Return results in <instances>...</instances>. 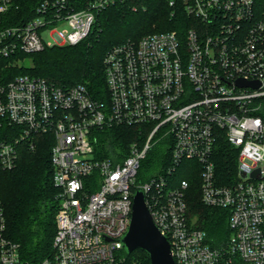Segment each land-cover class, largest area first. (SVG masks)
I'll list each match as a JSON object with an SVG mask.
<instances>
[{"label": "built area", "instance_id": "1", "mask_svg": "<svg viewBox=\"0 0 264 264\" xmlns=\"http://www.w3.org/2000/svg\"><path fill=\"white\" fill-rule=\"evenodd\" d=\"M129 0H94L80 11L69 0H45L34 19L0 27V171L18 167L52 138L53 183L59 190L53 254L37 264H126L128 233L138 188L175 264H264V16L256 0H167L172 16H188L186 30L149 34L110 50L105 58L109 101L93 99L83 84L61 87L31 75H7L23 59L55 46H75L97 15ZM12 0H0L7 13ZM239 81L248 83L240 85ZM148 126L144 143L125 156L97 152V132ZM161 137L172 165L140 182L142 162ZM160 139V138H159ZM157 142V141H156ZM223 143L237 153L232 180L218 175ZM186 161L200 175L202 202L230 212V240L213 248L191 225L186 194L172 175ZM0 200V264L24 262L6 236Z\"/></svg>", "mask_w": 264, "mask_h": 264}, {"label": "trees", "instance_id": "2", "mask_svg": "<svg viewBox=\"0 0 264 264\" xmlns=\"http://www.w3.org/2000/svg\"><path fill=\"white\" fill-rule=\"evenodd\" d=\"M43 1L12 0L9 11L0 13V27L23 25L34 19ZM92 1L69 0V5L71 9L80 11ZM255 8L257 15L264 16V0H256ZM171 10L167 0H129L125 4L110 6L98 13L92 32L79 44L46 48L40 53L26 56L33 61L31 68H10L6 67L8 61L1 62V66H4L1 71L4 76L31 75L61 87L83 84L93 99L108 102L105 66L108 52L117 45L138 41L149 34L167 31L183 34L188 16L182 10L172 16ZM147 127L116 126L99 131L97 151L102 157H111L118 150L126 156L128 151L123 148L134 141L146 140L150 134L149 129L146 132ZM52 142V138L47 136L38 137L36 151L25 150L16 169L0 171V200L5 211L6 236L20 245L22 260L31 264H37L53 254L59 190L53 183L54 170L50 159ZM165 142L170 145L169 141ZM149 154L141 165L138 175L140 182L166 172L172 165L171 147L165 152L159 151L155 158L149 157ZM236 161L237 153L223 143L217 157L220 180L225 183L232 180ZM193 165L197 164L184 162L173 173L172 180L176 185L183 180L189 182L186 194L189 221L196 219L195 227L205 232L206 241L211 247L225 248L231 236L230 212L208 207L202 202L198 186L200 175L187 171ZM126 258V264H151L149 255L141 249L132 254L126 253Z\"/></svg>", "mask_w": 264, "mask_h": 264}, {"label": "water", "instance_id": "3", "mask_svg": "<svg viewBox=\"0 0 264 264\" xmlns=\"http://www.w3.org/2000/svg\"><path fill=\"white\" fill-rule=\"evenodd\" d=\"M240 85H248L239 81ZM125 252L134 253L141 249L151 260V264H175L167 238L155 225L146 204L145 193L138 188L134 195L132 222L122 240Z\"/></svg>", "mask_w": 264, "mask_h": 264}, {"label": "rangeland", "instance_id": "4", "mask_svg": "<svg viewBox=\"0 0 264 264\" xmlns=\"http://www.w3.org/2000/svg\"><path fill=\"white\" fill-rule=\"evenodd\" d=\"M128 2V1H127ZM125 4V3H124ZM134 10H136V9H134ZM21 66L22 67H25V68H31L32 66H33V61H32V59L30 58V57H25L24 59H23V61H22V64H21ZM147 130H146V132L148 131V129H149V132L151 131V128H146ZM148 136H149V134H148ZM160 138V139H159ZM144 141H145V138L144 139H141V140H139V141H134V142H137V143H140V144H142V143H144ZM157 141V142H156ZM133 142V143H134ZM133 143H131L127 148H123L124 149V151H128V149L130 148V146L133 144ZM168 147H170V145L168 144V142H165V141H163V140H161V137L160 136H158V139H155L154 140V147H153V149L151 150V152H150V154H149V157H151V158H155L156 157V154L159 152V151H163V152H165L166 151V149L168 148ZM230 148V150H232L233 151V149H231V147H229ZM223 149V145L221 146V148H220V151ZM219 151V152H220ZM98 152V151H97ZM98 154H99V152H98ZM100 155V154H99ZM196 167H198L197 165H193V166H191V167H189V168H196ZM184 168V167H183ZM186 169V168H185ZM191 173H193V175H195V174H197L195 171L193 172V171H191ZM157 175V174H156ZM199 186V188L201 189V181H200V184L198 185ZM190 220H191V218H190ZM191 225L192 226H196V219L194 218V219H192L191 220ZM135 264V263H134Z\"/></svg>", "mask_w": 264, "mask_h": 264}]
</instances>
